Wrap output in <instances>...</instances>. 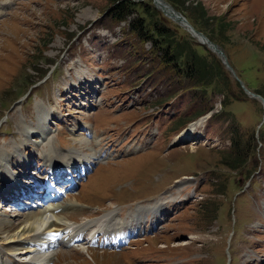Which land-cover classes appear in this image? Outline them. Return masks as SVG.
Returning a JSON list of instances; mask_svg holds the SVG:
<instances>
[{
    "label": "rangeland",
    "instance_id": "1",
    "mask_svg": "<svg viewBox=\"0 0 264 264\" xmlns=\"http://www.w3.org/2000/svg\"><path fill=\"white\" fill-rule=\"evenodd\" d=\"M149 1L189 43L219 59ZM174 1L183 17L200 16L197 24L225 54L240 81L223 65L232 99L211 85L207 93L200 86L173 91L174 76L153 79L147 63L137 60L142 50H136L139 45L149 51L151 42L139 44L127 21L113 26L108 0H0V152L16 147L24 158L37 157L29 164L20 160L24 176L10 157L5 183L27 187L38 181L43 188L53 183L45 157L59 163L86 158L79 165L89 162L86 174L58 202L81 204L70 212L69 230L83 231L90 221L91 233H99L91 244L93 234L81 243L69 236L38 253L29 250L34 243L28 238L6 244L1 239L3 263L57 252L48 264H264V0ZM242 85L260 98L247 95ZM194 96L202 97L201 105ZM201 106L209 113L194 116ZM39 116L48 130L43 142L22 133ZM188 116L187 122H200L195 134L172 143L170 128ZM83 123L87 127L71 130ZM234 147L247 153L237 169L223 164ZM1 197L0 221L14 229L27 212L17 209L32 202L18 207L25 198L5 204ZM137 211L139 221L133 219ZM107 214L125 225L123 241L109 238L118 243L108 245L110 251L102 246ZM19 248L28 254L13 250Z\"/></svg>",
    "mask_w": 264,
    "mask_h": 264
},
{
    "label": "bare ground",
    "instance_id": "2",
    "mask_svg": "<svg viewBox=\"0 0 264 264\" xmlns=\"http://www.w3.org/2000/svg\"><path fill=\"white\" fill-rule=\"evenodd\" d=\"M154 1L158 5V7L161 10H163V12L167 16H169L173 21L177 22L178 24H180L181 26L186 28L194 37H196V39L200 40V42L207 45L213 52L216 50V48H214L208 41H206V39H204L203 37H201L197 33H195L194 30L189 26L190 23L187 21V19L184 17L186 19V21L183 20L181 18L182 15L180 13H177L176 10L172 6H170L167 2H165L164 0H153V2ZM155 2H154V4H155ZM187 22L189 24H187ZM250 92H246L247 95L251 96L252 98H257V97H253ZM40 117H41V119H40ZM205 119H207V117H205ZM205 119H202V120H205ZM38 120L39 121L37 122V125L35 127H32V128L31 127H25V129H24V131H22V133L24 132V135L26 137H30L33 135L41 136L42 137V138L40 137L41 142H43L47 138V135H48V130L46 128V125L44 124V121H46V120L42 116H39ZM199 124H200V122L187 123L180 131H178L177 134H175V136L173 137L171 142L175 143V142H180V141L182 142V141L192 139L191 137H193V135L195 134L194 131L196 130V128L198 127ZM75 126L77 127V125H75ZM75 126H74V129L71 128V130L75 131L76 129L83 128V126L87 127V125L84 123H83V125H80L81 127H79V128H76ZM21 145L24 147V149L26 148V143L22 142ZM14 149L12 152H9V153H1L0 152V197L2 196L1 199H2L3 203H5V204L14 203L15 201L19 200V198H25L26 199L25 201L23 200L17 204L18 207L20 204L29 203V201L32 202L33 204L32 203L26 204V205H28L26 209H24L25 207L22 209H19V208L17 209L20 211L21 210H27V212L20 214V217L18 219L19 225L16 228L11 229L10 227L12 226V224L8 221H5V220L0 221V240L2 239L3 241H1V242L3 244H6V243L14 242V241L19 242V240L28 238V239L32 240V242L34 243L33 245L30 244V247H33V249H29V250H34L36 248H39L40 251L41 250L45 251L49 248V246L53 247L54 244L56 245L59 243V239L53 235V232L68 227L69 226L68 222L71 221V220H69L70 212L81 209L80 208L81 204L78 203V201H76L75 199L68 200L66 202V204L59 203L58 201L60 200V198L63 195H67L69 193L68 192L62 193L61 191H55V190H53L52 186H49V187L45 186V188H43V191H41V192L40 191L39 192L33 191V190H36V185L38 184V181H34V183L32 182L33 184L31 186H27V187H24L23 184H18L16 181H15L16 184H14L16 186L11 185V187L9 186L8 183H5L6 180H8L6 173L10 172L8 169V166H7V163H9L8 159H10V157H13L12 161L13 160L17 161L16 165L14 166L15 168L16 167L22 168V171L19 172L20 174H22L21 176H24L25 174H27L26 173L27 169L25 168V165L22 164V162L20 160L24 159L26 161L25 163L29 164L30 160H35V158L37 159V157L34 155H28L26 158H24V157L20 156L21 154H19V151H18L19 149L15 150V151H14ZM85 159L84 158L71 157L69 162H67V164H66L65 162L59 163L58 162L59 160L56 161V157H54V156H51L50 158L45 157V159H44L45 165H48L49 167L52 168L51 175H52V177L55 178V182L52 184H56L55 186L59 185V186L63 187L62 185H64V183H65L63 181L62 175H61L62 173H64L63 172V170H64L63 166H67V165L71 164L72 167L76 168L80 163H84V162L88 161L87 159H86L87 161ZM10 163H11V160H10ZM18 163H20V166L17 165ZM93 163H95V162H93ZM88 164H89V162H88ZM68 167H70V166H68ZM10 174H11V172H10ZM73 178H74V175L73 176L71 175L70 181H72ZM10 182L13 184L12 181H10ZM4 183H5V185L7 184L8 186L6 187L4 185ZM73 186H74V184L66 183L64 187H65L66 191H69L71 189V187H73ZM31 206H33V207H31ZM150 211L153 212L154 210H150ZM153 213H155V211ZM17 215H19V214H17ZM52 217H54V219H52ZM104 218H105V214L103 217L101 216V218L98 220L102 221ZM107 218H109V220L107 221V227H109V228H106L105 233H104L105 236H107L109 234L110 236H120L121 237L122 233L120 234V231H123L122 229H123L124 224H119V222L117 223L116 217H114V215L111 216V215L107 214ZM139 218H140V211H137V214L133 219L139 221ZM98 220H97V223H98ZM91 223L92 222L88 221V222L84 223V225H81L82 230H89L88 231L89 235L93 234V233H91V231L93 230V228H92L93 226H89ZM97 223L95 222V224H92V225H97ZM73 231H75V230H73ZM78 231H80V229ZM133 231L137 232V229L134 228ZM76 233L73 235L78 236L80 234V233H77V235H76ZM118 233H119V235H118ZM96 234H98V233H96ZM68 244L71 245L70 243H68ZM20 249H26V248H19V249H13V250L19 251ZM7 250H9V249H7ZM38 252L39 251H37L36 253H38ZM0 253H1L0 254V264H8L5 261H4V263L2 262L3 257L6 255L5 254L6 252L4 254L2 252H0ZM20 253L21 254L22 253L28 254V252H26L24 250H20ZM56 253L57 252H53L51 254L44 255V257H39V260L35 259L36 261L33 260L31 262L18 263L17 261L13 260V262H11L10 264H17V263L18 264H48L49 261L56 255ZM53 254H55V255H53ZM228 262H230V261H228Z\"/></svg>",
    "mask_w": 264,
    "mask_h": 264
},
{
    "label": "trees",
    "instance_id": "3",
    "mask_svg": "<svg viewBox=\"0 0 264 264\" xmlns=\"http://www.w3.org/2000/svg\"><path fill=\"white\" fill-rule=\"evenodd\" d=\"M166 1L173 5L175 9L179 8L176 1ZM106 9V16L110 19L113 26L127 21L126 28L129 29L128 33L136 37L139 40V44L143 45L145 40L151 42L149 51L144 50L139 45L136 50H142V54L137 55V60L147 63L148 67H150L149 69L155 74L154 77L150 75L153 79L160 80L162 78L161 80L169 81L174 76V84L177 88H172L173 91L177 89L185 91L187 88L200 86L201 93L202 88L207 93L208 89H205V87L211 85L213 86L212 90L218 91L224 96L226 95L227 98L232 99L234 97L229 96L230 80L221 61L214 55L211 56L210 52L205 51L203 48H198L197 45L189 43L183 37V32H180L181 29L178 26L169 25L168 21L154 8L149 0H108ZM133 14H136V17L129 19ZM183 15L191 23V17ZM191 19L194 22L191 25L210 38L209 35L202 31V26L200 27L196 22L200 20V16L194 15ZM194 24L199 28H196ZM124 30L125 27L122 28L123 32ZM135 45L137 44L133 46L135 47ZM182 79L185 81L181 84ZM172 94L173 92L170 91L169 95L171 96ZM166 99L158 101V104L166 103ZM193 99L195 102L198 101L196 96ZM198 102L200 105L202 104V97ZM223 104H225L224 100ZM210 109L201 106L193 115L200 116L210 111ZM189 119L191 118L188 116L183 121L178 122L170 128V132L173 134L183 128ZM232 153L234 154H228L227 157L223 158V164L232 169H237L247 162V153L244 149L234 147ZM248 172H251V169Z\"/></svg>",
    "mask_w": 264,
    "mask_h": 264
},
{
    "label": "water",
    "instance_id": "4",
    "mask_svg": "<svg viewBox=\"0 0 264 264\" xmlns=\"http://www.w3.org/2000/svg\"><path fill=\"white\" fill-rule=\"evenodd\" d=\"M153 1V0H152ZM154 3V2H153ZM173 7V6H172ZM174 8V7H173ZM176 10V9H175ZM174 10V11H175ZM176 12L177 13H180V12H178L177 10H176ZM181 18L183 19V20H185L186 21V19L183 17V16H181ZM187 24H189L188 22H187ZM189 26L194 30V32L195 33H197L199 36H201V37H203L204 39H206V41H208L214 48H216V50L214 51V53L219 57V59L221 60V62H222V64L225 66V68L227 69V70H229L231 73H232V75L235 77V79L236 80H238L239 81V79L236 77V75L234 74V70H233V68H232V66L229 64V62L227 61V58H226V56H225V54L223 53V51L218 47V45L215 43V42H213L211 39H209L205 34H203L201 31H199V30H197V29H195L192 25H190L189 24ZM240 82V81H239ZM242 87L244 88V90L246 91V92H250V91H248L243 85H242ZM251 93V95L253 96V97H257V98H260V96L258 95V94H256V93H253V92H250Z\"/></svg>",
    "mask_w": 264,
    "mask_h": 264
}]
</instances>
